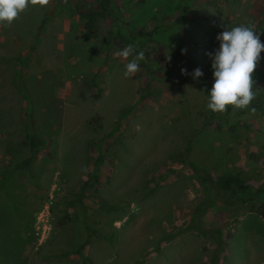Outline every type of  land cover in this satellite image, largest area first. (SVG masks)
Wrapping results in <instances>:
<instances>
[{"label": "rangeland", "instance_id": "374dc122", "mask_svg": "<svg viewBox=\"0 0 264 264\" xmlns=\"http://www.w3.org/2000/svg\"><path fill=\"white\" fill-rule=\"evenodd\" d=\"M100 1L51 0L0 25V170L28 157L29 120L46 140L9 185L50 193L39 257L264 264V218L236 200L243 194L214 185L240 173L264 202V53L250 108L221 114L207 106L217 36L251 24L264 43V0H113L121 22L110 16L88 33L78 8L99 9ZM129 44L146 59L125 78L129 61L114 53Z\"/></svg>", "mask_w": 264, "mask_h": 264}, {"label": "clouds", "instance_id": "9594fccd", "mask_svg": "<svg viewBox=\"0 0 264 264\" xmlns=\"http://www.w3.org/2000/svg\"><path fill=\"white\" fill-rule=\"evenodd\" d=\"M50 4L51 0H0V25L11 26L29 7L44 8ZM260 35L254 25L242 24L225 28L217 36L219 48L208 53L212 59L214 84L207 106L213 113H227L229 107L248 109L256 99L257 87L253 77L264 53ZM114 55L129 61L125 65V78L140 72L139 61L146 59L145 53L137 52L131 44ZM182 73L187 74V70L182 69ZM202 76L200 69L194 71V78ZM251 111L255 113L254 108Z\"/></svg>", "mask_w": 264, "mask_h": 264}, {"label": "crops", "instance_id": "0c3cea01", "mask_svg": "<svg viewBox=\"0 0 264 264\" xmlns=\"http://www.w3.org/2000/svg\"><path fill=\"white\" fill-rule=\"evenodd\" d=\"M38 157L25 164L27 157L14 167H5L0 170V264H70L64 258L58 261L39 257V247H37V236L35 232V218L41 209L42 203L50 197V193L42 190V187L29 185L26 191L16 192L10 189V183L18 182L16 177L20 169L34 164ZM6 163L5 166H7ZM26 184V180H22ZM21 193L27 200L25 204ZM79 201H83L79 200ZM69 258L73 257L68 256ZM77 264H82L79 261Z\"/></svg>", "mask_w": 264, "mask_h": 264}, {"label": "trees", "instance_id": "16d2710c", "mask_svg": "<svg viewBox=\"0 0 264 264\" xmlns=\"http://www.w3.org/2000/svg\"><path fill=\"white\" fill-rule=\"evenodd\" d=\"M112 2L113 0H101L99 9L83 8L82 6L78 8L79 15L84 20V26L88 33H93L98 27V22L110 16L114 20L121 22V17L115 12V9L112 7ZM119 28H116V35L124 42L127 38L126 35H129V33L121 31ZM191 63L193 66H198L197 61L194 59H191ZM93 120L95 121V126H101L100 117L97 116ZM25 144L29 148V155L24 161L25 164H28L29 162L37 158L40 149L46 145V140L36 133L33 122L31 120H29L26 125ZM214 185L224 193L230 192L231 196L234 198L239 197V194H243L244 196L242 198H237L236 200L241 204L248 205L250 207V211L258 213L264 218V202H260L258 197L263 191L257 189V195L250 194L249 192L251 190V186L245 182V178H243L240 173H229L225 176H221L216 180ZM81 252L82 251L79 250L76 253L80 254ZM219 258L220 253H218V255L214 257L213 261L216 260L218 262ZM211 264H213V262Z\"/></svg>", "mask_w": 264, "mask_h": 264}, {"label": "built area", "instance_id": "2783aa9c", "mask_svg": "<svg viewBox=\"0 0 264 264\" xmlns=\"http://www.w3.org/2000/svg\"><path fill=\"white\" fill-rule=\"evenodd\" d=\"M50 198L46 199L41 209L38 211L36 220H35V230H36V236L39 238V240H42L46 234V230L48 229V226H50L49 218L51 216V204H50Z\"/></svg>", "mask_w": 264, "mask_h": 264}]
</instances>
